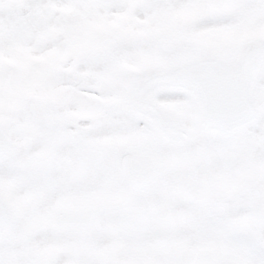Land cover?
Listing matches in <instances>:
<instances>
[{"label": "snow or ice", "instance_id": "1", "mask_svg": "<svg viewBox=\"0 0 264 264\" xmlns=\"http://www.w3.org/2000/svg\"><path fill=\"white\" fill-rule=\"evenodd\" d=\"M0 264H264V0H0Z\"/></svg>", "mask_w": 264, "mask_h": 264}]
</instances>
